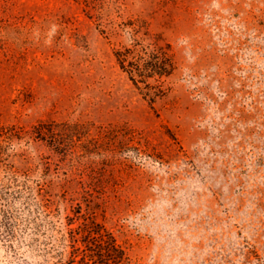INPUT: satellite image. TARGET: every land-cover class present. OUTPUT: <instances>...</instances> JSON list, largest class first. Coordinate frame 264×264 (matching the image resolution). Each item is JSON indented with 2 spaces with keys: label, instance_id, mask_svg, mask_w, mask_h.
I'll return each instance as SVG.
<instances>
[{
  "label": "rangeland",
  "instance_id": "374dc122",
  "mask_svg": "<svg viewBox=\"0 0 264 264\" xmlns=\"http://www.w3.org/2000/svg\"><path fill=\"white\" fill-rule=\"evenodd\" d=\"M134 39L176 65L153 105ZM68 219L123 264H264V0H0V264H85Z\"/></svg>",
  "mask_w": 264,
  "mask_h": 264
},
{
  "label": "trees",
  "instance_id": "16d2710c",
  "mask_svg": "<svg viewBox=\"0 0 264 264\" xmlns=\"http://www.w3.org/2000/svg\"><path fill=\"white\" fill-rule=\"evenodd\" d=\"M113 55L119 69L150 105L170 91L165 83L174 74L176 65L168 52L147 51L134 39L130 46L114 47ZM73 224L72 219L66 222L68 243L72 248L71 260L80 257L85 264L125 262V251L116 244L111 235L94 229L83 232L81 230L80 235L76 237L74 233L77 230L72 227Z\"/></svg>",
  "mask_w": 264,
  "mask_h": 264
}]
</instances>
